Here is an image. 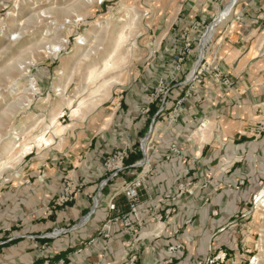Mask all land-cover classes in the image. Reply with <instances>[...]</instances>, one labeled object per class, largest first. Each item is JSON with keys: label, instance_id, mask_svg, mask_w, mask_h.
Masks as SVG:
<instances>
[{"label": "crops", "instance_id": "1", "mask_svg": "<svg viewBox=\"0 0 264 264\" xmlns=\"http://www.w3.org/2000/svg\"><path fill=\"white\" fill-rule=\"evenodd\" d=\"M146 11L156 46L134 83L4 180L0 264H200L249 237L264 181V0H149ZM163 79L172 83L157 114ZM144 137L142 164L134 144ZM172 143L179 152L167 159ZM135 179L138 216L126 227L109 202ZM57 227L68 229L45 236Z\"/></svg>", "mask_w": 264, "mask_h": 264}, {"label": "rangeland", "instance_id": "2", "mask_svg": "<svg viewBox=\"0 0 264 264\" xmlns=\"http://www.w3.org/2000/svg\"><path fill=\"white\" fill-rule=\"evenodd\" d=\"M148 3L0 0V188L29 157L54 145L53 133L134 83L156 46ZM41 135L47 143H38ZM261 189L264 181L256 194ZM256 194L249 237L200 264H264V202Z\"/></svg>", "mask_w": 264, "mask_h": 264}, {"label": "built area", "instance_id": "3", "mask_svg": "<svg viewBox=\"0 0 264 264\" xmlns=\"http://www.w3.org/2000/svg\"><path fill=\"white\" fill-rule=\"evenodd\" d=\"M189 47H190V43H184L183 46H181L177 50L176 55H175V61H176V67L177 68H180L181 65L184 63V61L186 59V55L188 54ZM203 69H209V65L202 64L198 68V70L192 74V78L198 79L199 73ZM171 83H172V80H170V79L161 80L159 82V84L157 85L155 93L152 95L153 98L156 97L157 95L162 96L161 102H160L159 107H158L157 114L164 113L166 110V97L170 91ZM144 110H148V108H145ZM176 111H177V109H176ZM176 111L168 114V119L171 122L176 119ZM146 142H147V137L140 139V147L144 151V158L141 161L142 164L145 163V161L147 159ZM177 152H179L178 145L175 143H172L169 147L168 153L166 154V158L171 159L173 157V155ZM126 156H127V150L126 149L120 150V152H118V154H116V156L114 157V160L116 161L115 165H117L118 168H116V170L114 172H112L111 176L117 175L119 170L123 169V159ZM141 185H142V180H140V179H135V180H133V181H131L125 185L122 195L125 197V200L127 203V207H128L127 211L121 212V210L119 209L115 199H112L109 202L110 210L113 212H116L115 218L123 221V223L125 224L126 227H132L134 224V219L138 216L139 189H140ZM69 195H70V192L67 188L65 196H63L65 201L70 198ZM96 206H97V197L94 198L93 208H95ZM85 218H87V217H84V219ZM67 229H68L67 227H57V228H54L49 233H46L45 236L55 237V236H58V235L64 233L65 231H67ZM30 236L34 237L33 235H30ZM172 248L179 249V248H182V245L178 244L177 246L172 247ZM60 264H64V261H61Z\"/></svg>", "mask_w": 264, "mask_h": 264}, {"label": "trees", "instance_id": "4", "mask_svg": "<svg viewBox=\"0 0 264 264\" xmlns=\"http://www.w3.org/2000/svg\"><path fill=\"white\" fill-rule=\"evenodd\" d=\"M134 148L136 150V158L141 157L142 153H141V150L139 148V142L134 144ZM116 202H117V205H118L119 209L121 210V212H125L128 210L127 203H126L125 197L123 195L120 196Z\"/></svg>", "mask_w": 264, "mask_h": 264}, {"label": "bare ground", "instance_id": "5", "mask_svg": "<svg viewBox=\"0 0 264 264\" xmlns=\"http://www.w3.org/2000/svg\"><path fill=\"white\" fill-rule=\"evenodd\" d=\"M41 136H42V135H41ZM38 141H39V142H38L39 144L47 143V139L45 138V136H42ZM26 145H27V144H26ZM26 145H25V147H23L21 153H19V155L15 156L14 159L17 160V159L20 158V155L23 154V153L25 152V150L28 148V146H26ZM21 156H22V155H21ZM257 200H258L259 202H264V190H263V189L260 190L259 195H258V197H257Z\"/></svg>", "mask_w": 264, "mask_h": 264}]
</instances>
